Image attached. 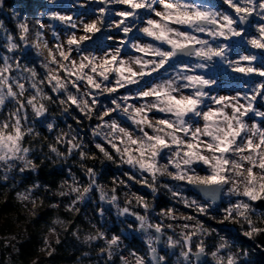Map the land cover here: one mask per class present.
I'll use <instances>...</instances> for the list:
<instances>
[{"label":"snow or ice","instance_id":"obj_1","mask_svg":"<svg viewBox=\"0 0 264 264\" xmlns=\"http://www.w3.org/2000/svg\"><path fill=\"white\" fill-rule=\"evenodd\" d=\"M90 2L99 5L98 15L92 19L50 13L49 18L66 29L63 40L52 32L58 41L53 47L39 30L30 40L32 30L25 21L17 24L20 43L5 34L7 51L14 55L0 57V112L9 104L13 107L0 118V168L5 173L14 167H19L20 172L35 171L37 166L29 158L32 149L25 146V141L38 133L29 121H44L48 132H53L57 125L48 120L50 104H57L61 114L71 115L80 125L82 120L72 115L78 112L83 119L96 121L91 128L92 146L69 125L67 131L61 130L55 136V143L47 145L49 152L64 159L78 154L81 161L127 166L122 173L126 179H113L109 194L97 182L98 170L82 163L88 183L81 187L73 176L71 184L64 182L66 190L57 193L76 194L68 211H78L76 205L97 191L100 201L116 207L118 216L132 217L134 223L129 222L127 228L146 237L148 256L146 260L136 251H129L133 264H167L166 256L158 255V243L169 249L180 248L176 264H198L201 257L209 255L213 264H240L237 254L229 251L230 244L224 236H220L215 250L207 249L204 237L216 229L207 228L199 217L217 219L210 214L215 208L221 213V225L246 228L242 235L249 239L264 234V212L255 207L257 202H264V111L255 106L264 101V65L254 63L257 56L251 51L230 55L233 40L264 51V0H221L226 11L195 0ZM106 6L115 9V19L108 20L111 9ZM142 12L146 15L142 16ZM253 17H258L260 23L250 34L247 28L253 24ZM35 23L40 29L45 27L39 19ZM47 27L52 29L51 24ZM105 30L121 32L124 37L138 32L150 42L109 34L106 40L112 42L111 50H103L102 55L85 52L83 45ZM77 31L83 34L78 36ZM41 45L47 49L48 57L40 63L43 75L15 56L25 46L39 50ZM124 48L136 55L125 58ZM182 58L193 60L188 63ZM217 62L233 74L257 77L252 94L213 95L212 89L220 81L206 73ZM168 68L173 73L162 77ZM121 90L126 94L118 95ZM99 97H110V105L102 106ZM117 113L132 127L115 119ZM252 117H259L262 122L250 123ZM57 145H64L66 152ZM164 177L174 183H161ZM7 178L5 174L4 179ZM130 183L148 189L153 198L166 189L171 199L193 214L177 216L179 209L166 207L156 214L160 221L153 222L152 203L136 192H130L121 207L117 191ZM40 187L34 184L17 193V198L36 207L32 195ZM186 189H194L196 196L185 195ZM136 208L143 209V214ZM165 220L183 223L174 227ZM169 229L175 235L164 239ZM104 237V232H97L88 239ZM105 243L102 251L111 260L121 237L114 234ZM120 259L121 264H129L124 256Z\"/></svg>","mask_w":264,"mask_h":264},{"label":"trees","instance_id":"obj_2","mask_svg":"<svg viewBox=\"0 0 264 264\" xmlns=\"http://www.w3.org/2000/svg\"><path fill=\"white\" fill-rule=\"evenodd\" d=\"M207 5H213L214 7H221V3L210 2L205 0ZM46 0H3V7L0 8V19L3 20V28L6 29L11 35H13L16 41H19V29L17 24L21 21H25L29 24L30 40L33 39L34 29L32 28V18L36 14L37 10L44 6ZM226 8V6H223ZM14 12L17 15L16 20L12 17ZM142 12V16H143ZM145 15V14H144ZM254 21L253 23H255ZM253 33L252 28L249 31ZM3 35L0 34V52H5L3 48ZM232 45V44H231ZM26 51L23 54L19 51L18 56L21 57L20 62L34 67L37 71L43 75L44 70L40 67V60L35 55L34 51L29 46H26ZM241 49L251 51L257 56L258 62L256 64L264 65V53L260 50H252L246 46L237 47L233 50L231 48L230 55L239 53ZM259 52V53H258ZM238 58V56L236 57ZM227 69V70H226ZM229 68L223 66L218 68L217 74L207 75L213 76L220 81L213 89L212 93L219 92L221 87L238 89L239 80L234 79L233 73L229 71ZM225 71V72H224ZM215 72V73H216ZM249 80V79H248ZM257 77L253 80H249V83H254ZM122 94V91L118 93ZM101 104L103 98H99ZM110 101L111 98L109 97ZM49 105L48 115L51 116L57 127L53 132H48L43 126H37L36 132L38 135L35 137L29 136L25 141V146L30 147L32 152L29 158L33 160L38 168L37 176L33 177L27 172H15L16 178H9L7 181L2 182L1 174L4 170L0 169V264H61L63 262L70 261L73 256L66 253H57L51 257L49 261L37 262L41 260L40 251L43 248L44 236L52 223L56 220L62 222L65 227L68 228L64 232L65 239L70 240V235L73 232L89 233L95 235L96 232L92 230L87 223V220L81 213H70L63 208V204H58V199L52 195L59 191H63L62 184L65 179H72L75 176L81 181V187L87 184V176L84 174L80 165L83 163L85 167H94L98 170L97 182L104 184L108 187H113V179L119 175L123 177L122 173L127 169L126 166L117 167L111 163H105L101 165L99 161L93 163L90 160L81 161L78 154L73 155L67 159L63 157H56L54 153L49 152L47 147L50 143H55V136L61 130H68V126L72 125L74 129L79 133L80 137H84L85 141L89 143L91 147V128L96 123L95 120L88 121L83 119L78 112H73L72 115H76L78 119L82 120L80 125L76 124V121L72 119L71 115L61 114V110L58 105ZM256 107L264 111V102L259 101L256 103ZM57 130H60L57 132ZM57 132V133H56ZM62 151L66 152L64 145H57ZM161 183H173L168 181L166 177L161 178ZM34 184H39L41 187L38 190L33 191V198L36 200V207H30L29 212L20 208L17 204L14 196L16 193L26 191L32 188ZM134 188L141 191L147 200L153 203L156 207H171L177 205L175 200L171 199V194L166 189H161L155 198L152 197L150 191L141 185L135 183L132 184ZM187 195L194 196L189 189L185 190ZM41 201L43 203H41ZM57 205L53 208L51 205ZM257 211L264 212V202H257L255 205ZM219 211H212V215L217 218ZM203 220L207 225L212 228L218 229L217 233H212L211 236L204 237L206 247L209 251L215 250V245L219 242V237L224 236L230 243L232 251L239 256L240 264H264V234L256 236L253 239H249L242 235V232L246 228H241L239 225H217L214 222ZM169 234H165L166 238ZM17 236L19 241L15 246V250H11V247L5 245V238ZM71 241V240H70ZM132 248L136 249L139 253L148 259L147 253H145L142 245L138 240L132 239L130 242ZM244 253H247L245 256Z\"/></svg>","mask_w":264,"mask_h":264},{"label":"rangeland","instance_id":"obj_3","mask_svg":"<svg viewBox=\"0 0 264 264\" xmlns=\"http://www.w3.org/2000/svg\"><path fill=\"white\" fill-rule=\"evenodd\" d=\"M195 2L199 3V4H206L205 0H195ZM217 2L221 3V0H218ZM85 3H86V0H46V2L44 3V6L41 7L40 9H38L36 14L32 18V24H33L32 28L34 29V33L37 30L44 32L45 33L44 39L48 42L49 47H53L58 41H57L56 37L52 35V32L55 31L57 33V35L61 37V40H63L65 38L66 29H65V26L61 25L59 21L51 20L49 18L50 13L51 12H57L58 14H61V15H70L74 19L81 18V17L84 18V19L95 18L98 15V11H96L98 9V7H99L98 3H92L89 0V2L87 3L86 7H81V5H85ZM208 6L212 7V8H217V9H220V10H225V11L227 10L223 6H221V7H219V6L218 7H214L213 5H208ZM106 7H109L111 9V14L108 15V20L111 21V20L115 19V16H114L115 9L111 8V6H106ZM11 13H12V17L14 18V20H16L17 15L14 12H11ZM141 15H142V13H141ZM37 19L41 20L42 24L45 25V27L43 29H40L39 26L36 25L35 21ZM0 21L3 22L2 19H0ZM255 21L256 22L251 25L253 33L255 31V25H258L260 23L258 17H255ZM49 24L52 25V29H49L47 27V25H49ZM6 33L10 34L6 29H4V28L0 29V34L3 35L2 36L3 37L2 40L4 42L3 43V48L5 50V52H3V51L0 52V57H3L5 55H8V56H13L14 55L13 53H9L7 51V47H6L7 41L5 39V34ZM81 34H83V33L80 32V31H77V35L78 36L81 35ZM109 34H111V35H113V36H115L117 38H123L125 40L131 39L133 41L150 42L146 37H143L138 32H134L133 37L127 39V38H125L122 35L123 33H121V32H109L108 30H105L102 33L98 34L99 35V39H97L92 44L84 47L85 52H91L93 54L102 55L103 54V50H106V49L107 50H111L109 48V45L112 42L106 40V36L109 35ZM34 38H35V36L33 34V39ZM16 42L20 43V41H16ZM230 45H231V48H233V50L237 49V47H240V46L241 47L242 46H246L247 48L250 49V46H247L245 43H243L241 41H236V40L230 41ZM26 49L27 48L25 46L24 50H17L16 53H15V56H18L19 51H21V53H19L20 55L23 54L26 51ZM30 49L34 51L35 55L40 60V62L42 60H46L48 58L47 57V49L44 48L43 45H41L39 50L34 49V48H30ZM123 52H124L125 58H127L129 56L136 55V53H134L129 48H124ZM259 52L264 53V51H259ZM247 53H248V51H246L245 49H244V51H241V50L239 51V54H241V55L247 54ZM253 54H257V53H253ZM20 60H21V57H20ZM257 62H258V59L254 63H257ZM188 63H191V62H188ZM223 66H225V65L220 64L219 62H217L213 66V69H212V71L209 74H217L218 72H216V70L218 68H222ZM229 71H231V70H229ZM172 73H173V69L172 68H168L167 73H162L161 75L163 77L164 75H170ZM233 75H235L233 77L234 79L239 80V83L237 85L238 89H234V88L225 89L224 87H221L219 92H215V93H212V94L213 95H215L217 93H221V94H235V93L239 92L241 95H243L245 92H247L249 95H251L252 94L251 93V88H252L254 83H249L248 81L250 79L248 80V77H245L242 74H233ZM153 79H156V77H153ZM45 90L48 91L47 88ZM121 91H122V94H119V95L126 94L124 90H121ZM52 95H55V94H52ZM99 98H103V103L101 104L102 106L110 105L109 97H99ZM56 105L57 104H55L54 106H56ZM12 107H13V105L9 104L8 107L3 110V112H0V118H3L4 116H6L8 110L10 108H12ZM114 118L118 119V120H121L122 123H124V124H129V122L125 118L121 117L119 115V113H117L114 116ZM48 120H49V122H51L54 119L51 116L48 115ZM253 121L256 122L257 124L262 122L261 118H259V117H252V120L249 121V122L251 123ZM29 123H30V125L35 127V130H36L37 126H43L44 128L47 129L46 123L44 121L35 122V121L30 120ZM129 127H132V126L129 124ZM58 131H60V130H57V132ZM0 169H2V168H0ZM19 173H21V172H19ZM5 174L8 177L7 179H4ZM16 176H17V174H15V173H8V172L5 173V171H3L2 174H1V180H2V182H5L9 178H13V177L16 178ZM67 182H68V184L72 183L71 181L70 182L67 181ZM23 192H25V191H23ZM185 195H187L186 192H185ZM68 196H59L61 198V201H62V204H63L62 206H63V208L65 210H67V208L71 205V203H69L70 198ZM14 198H15L17 204L20 205V208L23 209V210H26V211L29 212L30 207L33 206V204L30 201H22V200L18 199L17 198V193L15 194ZM32 199H34L33 195H32ZM227 203H228V200H227V198H225L224 204H227ZM177 205H180V204H177ZM177 205L171 206V207L175 208ZM219 215H221L220 212L218 213V216ZM200 218L203 221V223L205 224V226L207 228H209V229H213V228H212V226L207 225L206 222L203 220V218H205L207 221L214 222L216 224V226L217 225H221L219 223V219L221 217L217 218L215 220H209L207 217H200ZM128 222H129V220H128ZM88 226L92 230H94L96 233L100 232L99 230H96V229L92 228L90 226V224H88ZM67 230H68V228L65 227V225L62 222L58 221V220H56V221H54L52 223V225L50 226V228L48 229L47 233L44 236L43 248L40 251L41 260H38L37 262L49 261L50 258L55 256L57 253H61V252L63 253L64 252V253L70 255V257L73 256L74 258L70 259V261L63 262L61 264H121V260H120V257L117 254L116 249H114V253H113V256H112L111 260H109L107 252L106 251H102V249L106 248L105 241L108 239L107 237H104V239H97V240H89V239L85 240V237H90L92 235H90L89 233L85 234L84 232H81V233L73 232L70 235V240H71L70 241V240H67V238L65 239V236H64V232H66ZM217 230L218 229H216L215 233H217ZM164 239H166V238H164ZM18 241H19V239H18L17 236L6 237L5 238V245L10 246L11 250L13 251V250H15V246L18 243ZM230 243L231 242H229V244ZM229 251H231L232 253H235V252L232 251L231 246H230ZM239 258L240 257L238 256V259ZM205 264H213V261L211 260V256L210 255L207 256Z\"/></svg>","mask_w":264,"mask_h":264},{"label":"built area","instance_id":"obj_4","mask_svg":"<svg viewBox=\"0 0 264 264\" xmlns=\"http://www.w3.org/2000/svg\"><path fill=\"white\" fill-rule=\"evenodd\" d=\"M15 172H20L19 167H14L8 173H15ZM24 172H27V173L31 174L33 177H35L38 174V168L36 167L35 171L26 170ZM115 178L126 179L125 177L121 178L119 175L115 176L114 179ZM76 180H77V183L80 185L81 184L80 179L76 178ZM86 180L88 183V177L86 178ZM65 181H69V182L71 181L72 182V179H67V180L65 179ZM99 184L104 186L105 191L109 192V194H110V190L112 187L110 188L108 186H105L104 184H101V183H99ZM63 185H64V183L62 184V188L64 191V190H66V188H64ZM130 192H136L138 195L145 196L141 191L134 188L131 183L129 184V186L127 188L121 186V187H119V189L117 191L118 203L121 207L125 206L124 202L128 198V194H130ZM52 195L58 199V204L62 205L61 198L54 193H52ZM75 195L76 194H70L68 196L70 198L69 203H71L72 200L75 199ZM146 199H147V197H146ZM85 200L76 205V208L79 209L78 211L73 210V211H69V212L73 213V214L81 213L83 215V217H85V219L87 220V223L90 224V226L92 228L99 230L100 232H104L105 237H107L108 239H110L111 236L114 234L120 235L121 243H120L119 248L116 249L117 254L120 258H121V256H124L125 259H127L129 261V264H133L132 257L129 256L128 253H129V251H136V249L132 248L130 245V241L133 238H135V236H134V231L128 230L127 225L129 222L134 223V219L132 217L125 218L122 216H118L116 207H114L110 204H109V210H103L102 205L100 204L99 192H97V191H93L92 193H90L86 197ZM152 205H153V212L151 214L152 221L153 222H159L160 217L157 216L156 214L159 213L162 209H165L166 207L158 208L153 203H152ZM175 208L179 209V211L176 212L177 216H180L182 213L183 214H189V215L193 214L190 210L184 209L182 205H177ZM101 210H103V215L100 214ZM134 210L143 214V209H141V208H136ZM128 220H129V222H128ZM164 222L165 223H172L174 225V227L178 224L183 223L182 220H177V221L165 220ZM178 231H179V229L176 228V232H178ZM166 233L171 234V235H175V232H173L172 229L167 230ZM136 239L140 242L142 247L147 252V245L145 243V240L138 239V238H136ZM136 252L138 253V251H136ZM138 254H140V253H138Z\"/></svg>","mask_w":264,"mask_h":264},{"label":"water","instance_id":"obj_5","mask_svg":"<svg viewBox=\"0 0 264 264\" xmlns=\"http://www.w3.org/2000/svg\"><path fill=\"white\" fill-rule=\"evenodd\" d=\"M247 30H249V26H248ZM133 35H134V32H133L132 34H130V37H125V38L129 39V38L133 37ZM97 39H99V35H97V36L95 37V39L92 40L91 42H87V43H85V44L83 45V47H86V46L92 44V43L95 42ZM182 59H184L185 62H186V61L190 60L191 58H182ZM254 77H255V76H251V77H249V78H250V79H253ZM189 190L191 191V193H192L194 196H196V191H195L194 189H189ZM219 203H220V201H217V204H219ZM101 204H102L105 208H108V207H109V205H108L107 203H105V202H102V201H101ZM213 210H216V209L214 208ZM163 246H164V243H158V244L156 245L158 255H159L160 251L163 249ZM168 249H169V248H168ZM175 251H176V248H175V249H169V258L172 257V255L174 254ZM205 262H206V258H205V257H201L200 260L198 261V264H204ZM167 264H168V261H167Z\"/></svg>","mask_w":264,"mask_h":264},{"label":"flooded vegetation","instance_id":"obj_6","mask_svg":"<svg viewBox=\"0 0 264 264\" xmlns=\"http://www.w3.org/2000/svg\"><path fill=\"white\" fill-rule=\"evenodd\" d=\"M254 21H255V17H253V22ZM249 28H251V25H249ZM192 60H193V58H191L190 60H188L186 62H192ZM179 252H180V249L177 247L176 248V251L174 252V254L172 255V257L169 258V249L164 244L163 249L160 251L159 255L166 256V261H168V264H176V261L179 258Z\"/></svg>","mask_w":264,"mask_h":264},{"label":"clouds","instance_id":"obj_7","mask_svg":"<svg viewBox=\"0 0 264 264\" xmlns=\"http://www.w3.org/2000/svg\"><path fill=\"white\" fill-rule=\"evenodd\" d=\"M88 239V237H85V240H87Z\"/></svg>","mask_w":264,"mask_h":264}]
</instances>
